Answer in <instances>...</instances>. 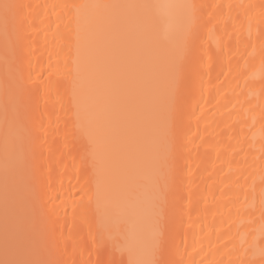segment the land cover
Instances as JSON below:
<instances>
[{
	"label": "snow or ice",
	"instance_id": "obj_1",
	"mask_svg": "<svg viewBox=\"0 0 264 264\" xmlns=\"http://www.w3.org/2000/svg\"><path fill=\"white\" fill-rule=\"evenodd\" d=\"M60 7L67 16L68 123L84 178L76 195L95 251L106 255L95 264H179V160L197 84L199 41L213 6L198 0H76ZM237 7H245V15L259 7L264 22V0ZM32 10L30 4L0 0V264H92L91 252L88 260L75 258L78 246L65 237L51 194L53 164L36 115L31 70ZM163 24H175L167 39L159 35ZM237 107L243 105L233 111ZM256 122L245 128L239 125L246 119L236 121L228 140L233 162L264 161V139L256 149L242 135ZM261 172L264 185V167ZM235 211L249 219L229 225L238 230L228 241L227 261L222 257L216 264H264V187L258 209Z\"/></svg>",
	"mask_w": 264,
	"mask_h": 264
},
{
	"label": "bare ground",
	"instance_id": "obj_2",
	"mask_svg": "<svg viewBox=\"0 0 264 264\" xmlns=\"http://www.w3.org/2000/svg\"><path fill=\"white\" fill-rule=\"evenodd\" d=\"M33 6L31 23V70L36 85L39 108L36 113L45 133L46 155L53 164L52 196L57 217L64 228L65 237L77 244L75 258L92 264L97 253L92 242L81 197L76 195L84 178L79 172L80 160L74 146V131L67 111L64 74L69 50L66 40V13L60 7L76 0H16ZM181 2V0H171ZM213 7L211 22L203 29L199 41L200 63L196 88L185 115V137L179 160L177 186V231L175 259L179 264H216L232 247L228 244L236 236L238 226L233 222L247 221L236 209L259 206L261 169L264 161L250 160L249 164L233 162V148L229 137L244 118L247 128L257 121L247 135L256 149L264 139L259 117L264 108V22H260L257 7L245 15L247 5L262 0H198ZM62 17V18H61ZM251 17V20L249 19ZM175 24H163L160 38L167 39ZM3 18L0 16V34ZM237 107L233 111V106ZM253 109V111H248ZM258 157L259 152L253 153ZM241 158L236 157L239 161ZM254 176H249L250 173ZM247 179H240L239 177ZM255 191L253 192V184ZM243 186V191L240 187ZM248 195V200L244 197ZM59 196V200L55 199ZM239 197V200L235 198ZM234 201V203H229ZM229 209L233 214L229 218ZM66 210V211H65ZM259 216V211H256ZM241 232L247 229H239ZM201 249H203L201 251Z\"/></svg>",
	"mask_w": 264,
	"mask_h": 264
}]
</instances>
